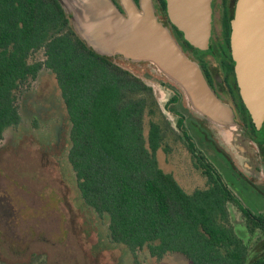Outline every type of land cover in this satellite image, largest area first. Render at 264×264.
I'll return each mask as SVG.
<instances>
[{"label": "trees", "instance_id": "obj_1", "mask_svg": "<svg viewBox=\"0 0 264 264\" xmlns=\"http://www.w3.org/2000/svg\"><path fill=\"white\" fill-rule=\"evenodd\" d=\"M229 34L230 25L228 48ZM44 71L69 116L67 158L80 198L104 221L112 247L136 260L147 251L157 260L178 253L192 264H243L231 260L247 254L231 224L232 191L172 126L154 89L88 47L60 0H0V144L22 123L20 100ZM170 139L192 155L205 189L187 193L160 168L157 154H169Z\"/></svg>", "mask_w": 264, "mask_h": 264}, {"label": "rangeland", "instance_id": "obj_2", "mask_svg": "<svg viewBox=\"0 0 264 264\" xmlns=\"http://www.w3.org/2000/svg\"><path fill=\"white\" fill-rule=\"evenodd\" d=\"M116 61L152 84L174 128L175 109L198 119L182 93L186 110L166 108L171 94L159 83L166 79L151 68ZM20 105L22 123L8 129L0 144V264H192L178 253L157 260L142 251L136 260L128 248L112 247L104 221L84 205L77 190L67 158L70 120L53 74L41 73ZM191 136L214 161V153ZM168 144L169 154H157L160 168L187 193L205 189L206 180L184 144L173 139Z\"/></svg>", "mask_w": 264, "mask_h": 264}, {"label": "water", "instance_id": "obj_3", "mask_svg": "<svg viewBox=\"0 0 264 264\" xmlns=\"http://www.w3.org/2000/svg\"><path fill=\"white\" fill-rule=\"evenodd\" d=\"M60 1L75 32L88 47L102 57L151 68L180 90L189 110L206 122L239 166L251 162V143L236 123L232 108L216 96L199 65L158 21L151 0H143V13L128 7L127 16L110 0ZM166 2L169 18L185 40L196 49L209 50L212 0ZM231 51L242 99L260 129L264 122V0H236Z\"/></svg>", "mask_w": 264, "mask_h": 264}, {"label": "flooded vegetation", "instance_id": "obj_4", "mask_svg": "<svg viewBox=\"0 0 264 264\" xmlns=\"http://www.w3.org/2000/svg\"><path fill=\"white\" fill-rule=\"evenodd\" d=\"M110 1L125 16L128 7L133 6L141 13L144 11L143 0ZM151 4L158 21L169 28L184 53L199 65L211 90L223 103L232 108L236 123L242 127L251 143L253 151L251 162L241 167L224 148L217 144L206 122L175 109L176 131L181 135L189 136L194 142L192 132L203 146L214 153L216 161L203 156L213 164L221 180L232 191L231 224L237 237L246 247L247 254L231 260L243 264H264V122L258 129L249 111H245L246 106L238 84L231 51V25L235 16L236 0H212V34L210 49L207 51L191 49L185 44L184 35L183 37L180 35L181 31L169 18L166 0H151ZM229 25L230 48L227 47ZM159 83L171 94L166 107L176 106L186 110L179 89L166 80ZM175 97L179 100L172 102ZM198 151L203 154L199 148Z\"/></svg>", "mask_w": 264, "mask_h": 264}]
</instances>
